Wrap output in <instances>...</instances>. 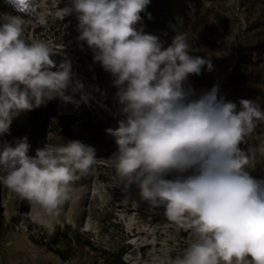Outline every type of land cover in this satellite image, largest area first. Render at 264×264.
<instances>
[{
  "label": "clouds",
  "instance_id": "9594fccd",
  "mask_svg": "<svg viewBox=\"0 0 264 264\" xmlns=\"http://www.w3.org/2000/svg\"><path fill=\"white\" fill-rule=\"evenodd\" d=\"M5 2L18 15H0V136L21 113L56 98L77 106L88 100L67 58L57 65L46 41L23 38L19 14L38 19L36 0ZM150 2L70 0L60 9L65 17L76 16L77 40L86 42L118 89L124 119L105 130L118 149L107 160L115 187L135 185L142 201L162 206L168 222L191 231L193 242L166 264H264V180L246 170L254 166V150L249 155L240 148L264 124V110L240 99L237 111L218 85L193 99L188 78L211 72V59L190 55L185 33L165 48L158 36L138 28ZM30 148L27 137L0 146V184L38 206L43 221L58 214L73 197L75 182L91 175L100 160L94 147L79 140L48 142L35 156ZM259 151L264 154V145ZM187 172L192 174L185 177ZM173 173L174 179H165Z\"/></svg>",
  "mask_w": 264,
  "mask_h": 264
},
{
  "label": "rangeland",
  "instance_id": "374dc122",
  "mask_svg": "<svg viewBox=\"0 0 264 264\" xmlns=\"http://www.w3.org/2000/svg\"><path fill=\"white\" fill-rule=\"evenodd\" d=\"M196 1L151 0L145 12L141 13L142 22L137 27L158 36L165 48L177 33H185L191 46L190 53H194L197 49L190 31L194 29L191 21ZM198 1H205L209 6L218 0ZM222 2L225 14L240 23L254 21L264 10V5L237 10L238 0ZM36 4L38 19L19 14L25 20L23 38L28 43L46 41L53 53L51 58L57 64L65 58L71 62L74 79L84 85L83 93L88 95L85 104L89 108V113L69 114L63 107L56 106L55 113H50L48 117L46 143L64 144L79 140L94 147L96 158L100 161L91 175L75 182L73 197L60 207L58 214L44 217L43 221L38 206L30 207L27 201L0 184V220L3 223L0 225V264H105L101 253L89 247L73 243L75 256L63 262L36 242L45 239L50 244L65 247V239L54 237L57 229L70 235L78 233L100 249H124V259L130 264H166L169 256L175 258L182 255L193 242L192 233L177 229L168 222L162 206L153 209L147 202L132 200L136 190L139 194L136 186L127 191L122 185L115 187L118 181L107 160L118 149L115 138L106 134L105 130L115 129L118 121L124 119L119 114L118 89L113 86L111 74L104 71L100 63L94 62L93 52L86 42L77 40L76 16L69 15L66 19L67 16L60 12L65 6H70V0H36ZM3 14L18 15L5 0H0V15ZM249 34H242V38ZM80 61H85L87 69L79 64ZM199 80V76L192 75L188 84L189 81ZM81 95L79 92V99ZM256 101L259 99L256 98ZM262 134L253 139L255 144L264 145ZM258 155V165L264 168V154L259 152ZM191 174L187 172L183 175ZM176 175L173 173L165 179H174Z\"/></svg>",
  "mask_w": 264,
  "mask_h": 264
},
{
  "label": "trees",
  "instance_id": "16d2710c",
  "mask_svg": "<svg viewBox=\"0 0 264 264\" xmlns=\"http://www.w3.org/2000/svg\"><path fill=\"white\" fill-rule=\"evenodd\" d=\"M257 5H264V0H238L237 10ZM224 7L225 4L222 0H218L214 5L211 3L209 6L205 1L197 0L195 3L194 19L191 21L194 29L190 31V35L195 41L197 51L189 52V54L211 59L213 70L211 72L202 70L198 82L189 81V85L196 92L193 99L218 85L220 95L224 96L227 101L237 103V111H239L238 102L240 99L256 101V98L259 99L256 102L264 110V10L254 21L246 22V29L243 30L239 20L225 14ZM246 32H250V34L242 38V34ZM79 64L87 69L85 61H80ZM225 75L227 77L223 79ZM78 93L79 91L75 94V99L80 101ZM67 94L71 95L72 93L69 90ZM56 106L63 107L69 114L89 113V108L84 102H80L77 107L75 104L62 103L59 98H56L44 106L21 113L13 119L9 133L0 136V146L5 142L14 146L16 140L27 137L31 145L29 155L35 156L36 150L43 148L46 144L48 117L50 113H55ZM262 133H264V124L259 125L252 135L246 137L240 148L251 155L249 150H252L255 144L253 139ZM248 171L255 179L264 180L262 165H256ZM131 187H135V185ZM135 192L136 195L132 197V200L142 201L137 190ZM0 225H3L1 220ZM54 237L65 239L67 245L58 247L48 243L45 239L36 242L53 252L63 262H67L75 256V249L72 246L75 243L80 247H89L93 251L100 252L105 259V264H130L124 259L126 252L124 249L118 251L100 249L89 239H83L78 233L70 235L69 232L61 231V229L56 230Z\"/></svg>",
  "mask_w": 264,
  "mask_h": 264
},
{
  "label": "built area",
  "instance_id": "2783aa9c",
  "mask_svg": "<svg viewBox=\"0 0 264 264\" xmlns=\"http://www.w3.org/2000/svg\"><path fill=\"white\" fill-rule=\"evenodd\" d=\"M241 24L243 26V30H245L246 29V23L242 22ZM235 56H236V58L238 57L237 54ZM263 67H264V63H263ZM260 147H261V145L258 142H256V144H254V146L252 147V150H254V152H255L254 160L252 162L254 166L248 165V166H246V170H250V169L254 168L256 165L259 164L260 156L258 154L260 152L259 151Z\"/></svg>",
  "mask_w": 264,
  "mask_h": 264
},
{
  "label": "crops",
  "instance_id": "0c3cea01",
  "mask_svg": "<svg viewBox=\"0 0 264 264\" xmlns=\"http://www.w3.org/2000/svg\"><path fill=\"white\" fill-rule=\"evenodd\" d=\"M262 138H263V140H264V134H262ZM263 143H264V141H263Z\"/></svg>",
  "mask_w": 264,
  "mask_h": 264
},
{
  "label": "water",
  "instance_id": "95a60500",
  "mask_svg": "<svg viewBox=\"0 0 264 264\" xmlns=\"http://www.w3.org/2000/svg\"><path fill=\"white\" fill-rule=\"evenodd\" d=\"M227 75H228V74H227ZM227 75H225L223 79H225V78L227 77Z\"/></svg>",
  "mask_w": 264,
  "mask_h": 264
}]
</instances>
